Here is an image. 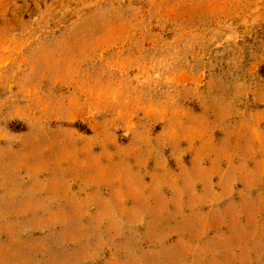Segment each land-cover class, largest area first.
Segmentation results:
<instances>
[{"label": "rangeland", "instance_id": "374dc122", "mask_svg": "<svg viewBox=\"0 0 264 264\" xmlns=\"http://www.w3.org/2000/svg\"><path fill=\"white\" fill-rule=\"evenodd\" d=\"M0 264H264V0H0Z\"/></svg>", "mask_w": 264, "mask_h": 264}]
</instances>
